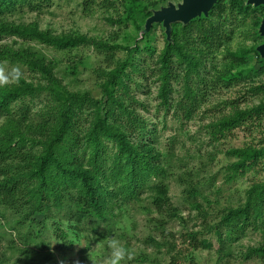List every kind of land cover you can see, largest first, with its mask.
Instances as JSON below:
<instances>
[{
    "label": "trees",
    "instance_id": "1",
    "mask_svg": "<svg viewBox=\"0 0 264 264\" xmlns=\"http://www.w3.org/2000/svg\"><path fill=\"white\" fill-rule=\"evenodd\" d=\"M53 1L0 0V38L17 37L62 52L80 46H95L109 52L116 50L86 37L56 36L40 30L37 25H15L3 20L18 9L41 11L50 7ZM167 1L144 5L141 0H132L129 12L139 21V41L134 48L127 49L131 58L105 76L100 100L89 93L68 90L57 78L54 63L37 52L0 47V64H20L40 76L37 83L22 81L20 85L0 87V119L5 118L4 124L0 125V208L17 217L16 225L29 229L25 237L27 244H37L48 232L46 228L42 230L38 215L47 217L53 211L64 212L76 228L88 226L92 232L98 233L101 225L111 222L117 207L138 200L146 190H151L152 205L159 215L173 212L164 170L158 162L159 153L147 140L151 131L147 121L133 106L137 100L131 95L130 86L132 74L145 75L141 63L136 61L138 55L147 54L150 58L155 53L150 44L142 48L139 43L147 40L158 25L141 40L140 32L152 10ZM263 17L264 7L254 9L246 6L243 0H219L209 19H197L187 26L173 25L172 43L166 39L165 49L157 58V80L162 85L164 103H169L172 82L184 81L190 116L198 95L192 85L195 77L203 81L201 72L211 58L220 50H227L236 32L249 20L251 25L247 34L254 41L262 40L258 28ZM252 52L260 63L258 72L264 74V60L256 53V47L241 54L227 51V68L218 74L219 82L224 80L226 86L237 82L246 72L244 68ZM110 58L114 59L113 53ZM129 68L130 72L127 71ZM238 69L243 70L236 71ZM253 92L264 94V85L256 87ZM42 96H46L47 102L41 112L32 117V109L24 102ZM243 126L264 130V102L251 109L236 108L212 127L214 137L221 140ZM228 155L237 158L231 166L233 176L230 178L234 179L244 176L261 162L264 147L247 145L228 151ZM263 219L264 182L253 185L245 205L230 211L214 229L224 245L225 241L236 240L238 234L248 228H256ZM220 226L227 229L226 236ZM57 238L62 246L67 247L68 233L63 231ZM188 239L198 242L195 233ZM199 244L212 248L206 240ZM68 248L64 250L67 252ZM89 250V247L79 249L82 262ZM249 254L264 264V246L251 250Z\"/></svg>",
    "mask_w": 264,
    "mask_h": 264
},
{
    "label": "rangeland",
    "instance_id": "2",
    "mask_svg": "<svg viewBox=\"0 0 264 264\" xmlns=\"http://www.w3.org/2000/svg\"><path fill=\"white\" fill-rule=\"evenodd\" d=\"M141 1L149 5L161 0ZM131 5L132 0H54L41 11L18 9L3 18L15 25H37L56 36L93 39L116 48L112 52L95 46L62 52L12 36L0 38V47L37 52L54 63L57 78L68 90L89 93L100 100L105 76L131 58L127 49L134 48L139 41V21L131 17ZM250 25L251 20L236 32L227 50H220L211 58L201 72L203 81L195 77L192 85L198 95L190 116L184 81L172 82L168 105L162 97V85L157 80V58L166 46L162 26L155 27L151 36L139 43L142 48L150 44L155 53L150 58L147 54L136 58L145 75L132 74L131 95L137 100L133 106L148 123L151 135L147 140L159 153L158 162L164 170L173 212L159 215L152 205L151 190H146L138 200L117 207L111 222L101 225L98 233L88 226L76 228L64 212L53 211L47 217L38 215L42 230L46 228L48 232L37 244H27L25 237L29 229L16 225L17 217L0 208V264H104L110 255L107 240L112 237L122 241L133 253L132 259L124 264H261L260 259L250 257L249 253L264 246V219L256 228H248L236 240L225 241L224 245L214 229L230 211L245 205L253 185L264 182V158L244 176L231 179V166L237 158L228 155V151L247 145L264 147V130L243 126L220 140L214 137L212 127L236 108L251 109L264 102L263 93L253 92L264 85V74L258 72L260 63L255 53L248 56L246 72L233 85L226 86L218 77L227 68V51L241 54L262 43L249 37ZM112 53L114 59L110 58ZM240 70L243 69L236 71ZM39 77L23 65L0 64V87L20 85L22 81L37 83ZM46 102V96H42L33 101L28 98L24 104L32 109L31 115L35 117ZM4 121L1 118L0 125ZM221 228L226 236L227 229ZM63 231L69 235L67 252L64 250L67 247L57 238ZM193 233L199 243L206 240L212 248L189 240L188 236ZM81 247L90 248L84 262L79 259Z\"/></svg>",
    "mask_w": 264,
    "mask_h": 264
},
{
    "label": "water",
    "instance_id": "3",
    "mask_svg": "<svg viewBox=\"0 0 264 264\" xmlns=\"http://www.w3.org/2000/svg\"><path fill=\"white\" fill-rule=\"evenodd\" d=\"M176 1V2H174ZM168 0L166 4L152 10V15L146 20L140 32V40L151 33L155 25H161L166 39L172 43L173 25H189L193 21L201 18L209 19L211 12L219 3V0ZM246 6L259 9L264 7V0H243ZM258 35L262 43L256 47V53L261 60H264V17L262 18Z\"/></svg>",
    "mask_w": 264,
    "mask_h": 264
},
{
    "label": "clouds",
    "instance_id": "4",
    "mask_svg": "<svg viewBox=\"0 0 264 264\" xmlns=\"http://www.w3.org/2000/svg\"><path fill=\"white\" fill-rule=\"evenodd\" d=\"M107 246L110 249V255L105 259L104 264H124L126 260L132 259L133 253L119 239L109 238Z\"/></svg>",
    "mask_w": 264,
    "mask_h": 264
}]
</instances>
